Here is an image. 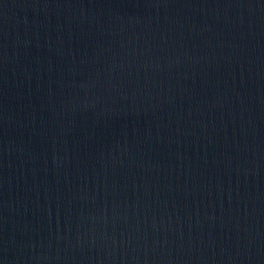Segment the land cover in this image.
<instances>
[{
	"label": "water",
	"instance_id": "95a60500",
	"mask_svg": "<svg viewBox=\"0 0 264 264\" xmlns=\"http://www.w3.org/2000/svg\"><path fill=\"white\" fill-rule=\"evenodd\" d=\"M0 264H264V0H0Z\"/></svg>",
	"mask_w": 264,
	"mask_h": 264
}]
</instances>
